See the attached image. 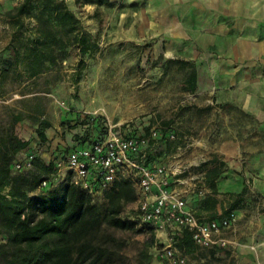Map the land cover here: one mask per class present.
Wrapping results in <instances>:
<instances>
[{
    "label": "rangeland",
    "instance_id": "obj_1",
    "mask_svg": "<svg viewBox=\"0 0 264 264\" xmlns=\"http://www.w3.org/2000/svg\"><path fill=\"white\" fill-rule=\"evenodd\" d=\"M19 1L0 0V71L7 68L0 75V140L14 134L30 141L13 162L24 161L30 153L44 162L61 158L59 149L72 145L75 133L86 132L87 120L75 127L82 117L78 112L116 124L140 122L142 131L157 126L162 137L152 140L150 150L155 164L166 168L173 189L202 208L207 187L196 176L201 169L218 161L244 163L263 149L262 123L244 111L239 96L229 99L227 85L214 81L219 59L229 47L228 30H223L226 25L219 21L214 0H109L110 5L64 0L94 47L85 55L71 47L61 66L33 78L24 73L22 62L16 69L7 66L14 54L6 12ZM169 59L194 65L198 79L194 91L184 85L190 65ZM40 119L52 124L44 144L36 136ZM18 171L12 167L13 173ZM64 175L63 170L54 186ZM249 193L237 203L236 222L222 234L230 243L181 250L184 264H264L258 242L264 197ZM93 198L104 202L103 192ZM136 207L135 201L122 213L136 222L134 230L105 227L118 240L110 264H144L145 254L150 264H173L160 257L167 245L164 237L156 233L153 245L146 247L150 230L136 220ZM228 209L226 204L214 214L225 216Z\"/></svg>",
    "mask_w": 264,
    "mask_h": 264
},
{
    "label": "trees",
    "instance_id": "obj_2",
    "mask_svg": "<svg viewBox=\"0 0 264 264\" xmlns=\"http://www.w3.org/2000/svg\"><path fill=\"white\" fill-rule=\"evenodd\" d=\"M99 2L111 3L109 0ZM6 14L10 19L14 54L7 66L16 69L22 62L28 77L61 66L73 46H77L82 55L89 54L94 47L82 32L80 19L64 0H21ZM28 19L34 22L33 25L28 24ZM174 61L183 67L190 65L184 85L185 89L194 91L198 80L194 65L184 60H168ZM6 69L3 68L0 75ZM78 116L82 117L75 127L87 120L86 132L75 133L73 144L59 149L63 154L87 146L107 133L105 118L81 112ZM133 123L136 129L131 134L142 132L140 122ZM51 126L47 119L38 120L36 136L40 144L48 141L47 130ZM150 127H144V134H148ZM29 144V140L14 134L0 140V235L5 238L0 242V264H110L112 247L118 240L105 227L123 231L136 227L134 220L122 216L126 206L136 201L132 181L127 178L116 180L103 192V204H98L90 193L75 186L70 174L57 186L40 188L41 181L55 172V160L44 162L39 155L33 154L29 171L12 172L14 157ZM149 160L155 163L152 152ZM222 166V162H214L206 170L204 181L211 193H217L215 180L220 176ZM240 201L241 198L235 199L226 215H230ZM217 202L208 194L202 201V208L212 210ZM148 229L147 248L155 239L153 227L148 226ZM175 245L182 251H190L196 246L187 230ZM149 262L150 256L145 254L144 264Z\"/></svg>",
    "mask_w": 264,
    "mask_h": 264
},
{
    "label": "built area",
    "instance_id": "obj_3",
    "mask_svg": "<svg viewBox=\"0 0 264 264\" xmlns=\"http://www.w3.org/2000/svg\"><path fill=\"white\" fill-rule=\"evenodd\" d=\"M135 125L133 121L122 124L108 122L104 137L63 154L55 161V172L43 179L39 187L47 189L54 186L64 170V177L70 174L75 186L95 196L111 188L116 180L127 178L132 181L136 192V220L153 227L155 235L157 233L167 241L160 253L161 258L173 264L185 263V256L175 244L186 230L196 246H227L230 241L222 234L236 222V215L231 213L209 219L198 216L186 198L171 187L172 180L166 168L149 160L152 140L161 138V130L151 126L148 134H144L139 127L142 132L131 134L136 129ZM33 157L30 153L24 161L14 162L12 167L17 170L30 168Z\"/></svg>",
    "mask_w": 264,
    "mask_h": 264
},
{
    "label": "crops",
    "instance_id": "obj_4",
    "mask_svg": "<svg viewBox=\"0 0 264 264\" xmlns=\"http://www.w3.org/2000/svg\"><path fill=\"white\" fill-rule=\"evenodd\" d=\"M214 4L219 21L226 25L223 30L227 27L229 39L228 54L224 55L226 58L219 59L214 81L227 85L229 99L239 96L238 99L244 103V111L264 126V0H214ZM223 34L226 35L225 32ZM208 168L196 174L204 185ZM215 182L217 193H211L206 186V195L210 194L218 201L214 209L195 208V200L186 198L189 206L202 218L223 217L215 215L217 210L226 204L230 206L235 199H242L250 194L249 191L250 196L254 197L252 193L256 191L264 197V147L244 163L235 160L227 162V165L223 163L222 172ZM233 210L232 213L238 217L239 210L236 207ZM203 213L211 214L204 216ZM261 219L258 242L261 245L259 256L264 262V215Z\"/></svg>",
    "mask_w": 264,
    "mask_h": 264
}]
</instances>
